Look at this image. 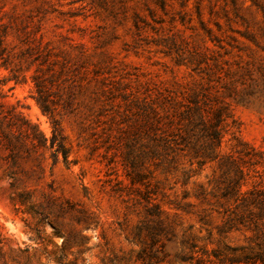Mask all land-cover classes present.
Returning <instances> with one entry per match:
<instances>
[{
    "label": "rangeland",
    "instance_id": "1",
    "mask_svg": "<svg viewBox=\"0 0 264 264\" xmlns=\"http://www.w3.org/2000/svg\"><path fill=\"white\" fill-rule=\"evenodd\" d=\"M232 1L0 0V26L7 28L8 50L21 53L40 42L44 50L38 54L34 50V57L41 56L29 70L28 62L21 63V71L18 63L6 68L0 62V104L14 108L48 140L54 118L59 120L71 150L69 165L61 155L55 163L46 149L40 156L21 151L17 165L10 166L0 142V238L4 244L0 264H26L27 253L18 248H29L32 259L27 264L44 258V245L32 237L34 228L52 242L48 251L58 254L63 252L64 236L69 235L72 245L64 252L65 260L80 257L79 264L82 259L85 264H197L198 257L203 264H216L210 261L216 249L254 247L250 232L218 233L222 222L214 212L217 203L212 191L219 171L207 165L187 180L190 165L184 156L170 165L157 158L141 161L144 184L153 190V202L167 211L175 229L172 241L161 234L155 246L151 240L146 242L152 203L143 198L145 185L131 184L127 176L131 168L124 158L137 136L132 128L140 119V104H159L163 96L182 90L191 93L200 88L206 74H211L212 93L220 101L231 94L237 102L226 98L232 102V117L223 152H231L238 140L264 150V0H238L237 9ZM197 6L214 41L200 23ZM205 46L210 48L205 50L210 66L190 64L191 55ZM44 52H50L55 72L49 83L54 118L37 103L33 82L35 74L52 75L41 63ZM229 81L234 83L232 88L226 87ZM11 172L20 178L15 186ZM259 180L253 177L244 190ZM202 190L204 198L199 195ZM23 191L30 192L34 202L43 200V193L69 200L87 211L91 223L79 237L81 226L65 215L57 223L62 235L55 236L49 222L39 224V215L17 204ZM205 216L208 224L200 220ZM183 233L192 237L193 251L182 252Z\"/></svg>",
    "mask_w": 264,
    "mask_h": 264
},
{
    "label": "trees",
    "instance_id": "2",
    "mask_svg": "<svg viewBox=\"0 0 264 264\" xmlns=\"http://www.w3.org/2000/svg\"><path fill=\"white\" fill-rule=\"evenodd\" d=\"M252 1L255 3L254 0ZM232 3L237 9L238 0H233ZM163 7H165V2H163ZM197 14L210 39L214 41L211 30L205 26L200 6H197ZM7 35V28L2 24L0 26V62H2V66L9 68V65L18 63L21 71V63L28 62L27 70L31 69L41 56L34 57V50H38L37 54L44 51L41 46L42 43L40 42V45L35 48L28 46L21 53H17L14 50H8L6 46ZM205 50L209 51L210 48L205 46L202 52L191 55L189 63L198 67L202 64L210 66V58ZM50 56V52H44L45 60L41 63L46 64L47 72H52L51 77L46 78L43 75L35 74L33 75V82L37 92V103L45 113L51 114L54 118L55 110L53 108L54 102L50 99V85L53 83L52 78L55 72H53V63L49 62ZM215 65L217 66L216 63ZM198 67L194 70H197ZM206 75L209 76L207 78L202 77L203 81L200 88L191 93L182 90L179 94L163 96L159 104L148 101H143L140 104L137 112V117L140 119L132 128V133L137 134V136L128 144L124 158L131 168L127 174L131 184L145 185L147 191L143 198L152 203V207L148 210L151 227H148L146 236L143 238L146 242L151 240V244L155 246L159 241L158 236L161 234L172 241V237L175 236V229L167 211L162 209L161 204L153 202V198L150 196L153 190L149 191L148 185L144 184L146 177L140 171L142 159L144 157L157 158L170 165L176 163L181 156L189 157L190 169L185 172L187 180L200 173L207 165H212L214 172L219 171V177L216 178L212 191L217 203L214 212L222 222L217 226L218 233L220 235H227L236 231L252 233L249 239L254 243V247L251 250L247 251L244 248L216 249L212 253L214 260L210 261L216 264H264V187H259L261 184L264 185V177L261 174L264 172V150L238 140L231 152H223L225 133L232 117L231 106L232 102H236V98H231V94H227L225 100L220 101L212 93L211 74ZM233 84L229 81L226 87L232 88ZM226 98H230L232 102H227ZM70 101L68 99L67 103H71ZM3 107L5 106L0 104V142L7 151V163L10 166L17 165L21 151L26 156L32 154L40 156L41 152L46 149L51 151L55 163L58 162L60 155L66 165L71 163L69 160L71 150L59 120L54 118L52 136L48 140L36 125L25 120L20 113L15 112L14 108ZM195 166L198 169H194ZM9 175L14 179L12 186H15V181L20 180V178L15 176L14 172ZM256 176L260 180L255 181L252 189L244 190L249 180ZM199 195L204 198V191L202 190ZM17 204L27 207L28 213L39 215V224L49 222L55 228V236L62 235L57 223L65 215L73 216L81 226L76 233V236L79 237L83 236L84 230L82 228L91 223L90 215L85 209L78 208L69 200H60L48 193H43V200L34 202L30 192H20ZM177 207L180 209L182 206L178 205ZM200 220L205 224L209 223L206 216ZM31 233L38 244L44 245L42 253L44 258L39 257L37 259L38 264L51 262L79 264L80 257H75L70 261L65 260L64 252L72 245L69 235L64 236L63 252L58 254L56 250L48 251L47 246L52 242L46 240L42 230L34 228ZM143 233L140 232L139 235L142 236ZM181 238L182 252H185V249L193 251L196 246L192 242V237L183 233ZM45 242L47 243L45 244ZM3 246V239L0 238V260L4 258ZM54 246L57 248V245L54 244ZM229 250L232 252L228 253ZM17 251L22 254L27 253L26 264L32 259L29 248L24 250L18 248ZM238 251L241 252L238 253ZM79 254H82V251H79ZM203 254L207 253L203 252ZM82 261L85 264V260L82 259ZM196 261L197 264H203L202 257L196 258ZM1 264H5V262L3 261Z\"/></svg>",
    "mask_w": 264,
    "mask_h": 264
}]
</instances>
